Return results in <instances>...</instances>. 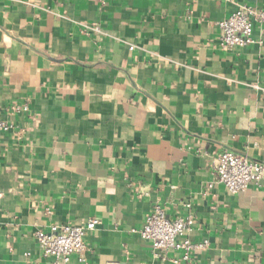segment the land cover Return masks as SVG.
<instances>
[{"label": "crops", "instance_id": "0c3cea01", "mask_svg": "<svg viewBox=\"0 0 264 264\" xmlns=\"http://www.w3.org/2000/svg\"><path fill=\"white\" fill-rule=\"evenodd\" d=\"M242 4L264 9L0 0V120L12 126L0 132V264H52L35 232L89 217L100 223L86 264H264V174L232 194L205 170L224 149L264 165V26L252 44L218 45V22ZM156 202L170 219L190 210L186 236L207 247L188 262L154 254L132 230Z\"/></svg>", "mask_w": 264, "mask_h": 264}, {"label": "built area", "instance_id": "2783aa9c", "mask_svg": "<svg viewBox=\"0 0 264 264\" xmlns=\"http://www.w3.org/2000/svg\"><path fill=\"white\" fill-rule=\"evenodd\" d=\"M217 26L218 45L222 50L247 46L255 42L253 38L255 26H264V9L246 4L238 5L228 17L219 21ZM88 28L95 33L101 32L98 23H93ZM251 85L259 88L257 83ZM261 89L264 90V87ZM11 110H27V106L15 105ZM11 127L7 121L0 120V132L8 131ZM205 170L213 174L229 193L235 194L244 190L250 182H259L264 174V165L260 161L224 149L210 156ZM185 207L189 209L190 204H185ZM99 223L98 218L89 217L76 224H53L47 231L37 230L35 239L43 255L52 258V264H69L73 254H78L79 261L86 264L82 258L86 248L84 237L86 232L93 231ZM193 223L194 216L190 210L183 217L170 219L162 206L156 202L141 226L132 231L137 233L141 240L148 241L158 257L165 259L166 252L173 250L180 252L181 255L179 258H172V262H188L193 251L203 250L208 245L207 240L193 242L186 236Z\"/></svg>", "mask_w": 264, "mask_h": 264}]
</instances>
